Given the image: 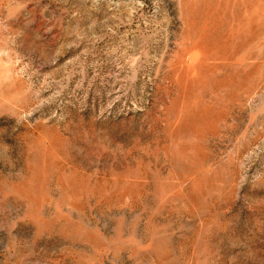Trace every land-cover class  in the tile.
Here are the masks:
<instances>
[{
  "label": "rangeland",
  "instance_id": "1",
  "mask_svg": "<svg viewBox=\"0 0 264 264\" xmlns=\"http://www.w3.org/2000/svg\"><path fill=\"white\" fill-rule=\"evenodd\" d=\"M0 264H264V0H0Z\"/></svg>",
  "mask_w": 264,
  "mask_h": 264
}]
</instances>
